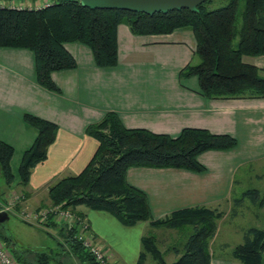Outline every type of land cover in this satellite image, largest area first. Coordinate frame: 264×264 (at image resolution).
Here are the masks:
<instances>
[{
	"label": "trees",
	"instance_id": "1",
	"mask_svg": "<svg viewBox=\"0 0 264 264\" xmlns=\"http://www.w3.org/2000/svg\"><path fill=\"white\" fill-rule=\"evenodd\" d=\"M0 1L4 2L0 5V46L31 50L35 79L46 89L58 91L50 77L51 71L76 66L64 42H82L91 50L97 66H115L116 26L124 23L134 34L170 33L175 28L189 30L195 39V49L192 58L179 69L178 77L196 76L199 92L205 98L264 97V71L242 58L264 55V0H204L195 10L182 8L154 13L91 8L79 0H49L48 4L35 7L30 3L31 6L24 3L23 7H12L8 4L11 0ZM23 118L37 129L17 168V183L25 185L32 166L45 158L57 126L30 113H24ZM85 131L97 140V147L81 171L49 185V203L60 204L81 216L84 214L79 211L80 206L106 210L125 225L140 221L152 227L190 225L192 232L182 251L175 249L178 256L169 263L156 246L153 235H141V244L158 264H209L210 240L222 213L199 206L153 219L146 195L126 181L125 172L130 166L175 167L199 172L204 169L197 160L199 153L232 148L236 138L229 133H213L194 126L182 127L176 136L126 127L113 111L88 124ZM12 153L13 148L0 140L3 187L4 184L11 186L15 179L10 168ZM247 192L257 193L255 189L244 193ZM60 224L56 225L58 234L68 244L64 252L74 255L78 264H98L74 237L76 225ZM232 252L241 264H264V227H249L243 241L234 245ZM39 254L44 257L38 258L42 263L51 257L45 252ZM143 258L144 253L140 251L137 264Z\"/></svg>",
	"mask_w": 264,
	"mask_h": 264
},
{
	"label": "crops",
	"instance_id": "2",
	"mask_svg": "<svg viewBox=\"0 0 264 264\" xmlns=\"http://www.w3.org/2000/svg\"><path fill=\"white\" fill-rule=\"evenodd\" d=\"M30 1L35 7L49 0ZM116 43L117 64L100 67L87 45L64 42L76 66L50 72L58 91L37 83L31 50L0 46V140L13 148L10 168L14 176L23 152L37 133L23 114L39 116L57 126L45 158L32 166L26 184L15 180L11 184H17L16 188L24 195V208L48 205L46 186L83 169L98 144L85 128L108 111H113L126 127H142L170 136H176L184 126L234 136L237 140L234 147L209 149L197 155L204 166L199 172L148 166H130L125 172L126 181L146 195L153 219L182 208H216L228 199L235 170L245 162L264 157V97L209 99L200 94L196 76L179 78V69L192 58L195 49V39L189 30L175 28L170 33L134 34L126 24L118 23ZM242 58L264 71L263 54ZM78 209L106 255L112 256L115 264H128L123 250L114 247L109 232L110 227L121 222L106 210L87 206ZM48 227L58 234V227ZM59 243L68 245L64 238ZM106 243L111 248L106 249ZM16 256L23 264H42L39 260H28L25 253L18 255L19 259ZM47 261L78 264L69 252L59 257L51 255ZM209 264L241 263L232 255L215 256L210 251Z\"/></svg>",
	"mask_w": 264,
	"mask_h": 264
},
{
	"label": "rangeland",
	"instance_id": "3",
	"mask_svg": "<svg viewBox=\"0 0 264 264\" xmlns=\"http://www.w3.org/2000/svg\"><path fill=\"white\" fill-rule=\"evenodd\" d=\"M11 1L16 3H31L30 0ZM144 56L141 55V57ZM14 177L15 181L19 178L17 173ZM57 180L50 182L46 186V191H48L49 185ZM16 185L5 187L4 184L3 187V182L0 181V200L1 198H5L3 202H0V208L6 205L15 193L21 192L16 188ZM251 189H255L257 193H244ZM251 195L256 196L252 198ZM23 196L19 198L18 202L14 203L15 207H17V212L24 209L29 210L28 208H24ZM51 205L49 203L48 205L36 207L34 210ZM213 209L220 211L222 215L217 219L216 231L210 240V251L215 256H231L233 254L232 247L243 241L244 233L249 227H264V157L245 162L235 170L228 199ZM17 212L9 211L8 217L0 224V241L10 253L14 256L25 253L27 259L30 261H38V258L43 259L44 257L39 254L40 252H45L54 257L64 255L63 249H67V247H64L66 246L65 244L59 243L61 238H64L63 236H58L54 232L53 227L49 230L23 220L20 217L21 213L17 214ZM58 224L60 222L51 223L49 226H56ZM136 224L125 225L120 223L117 224V227L109 228L114 247L123 250L125 261L128 264H133L137 261L140 251L144 253L141 264H158V261L142 246L141 235H153L156 246L164 259L169 263L178 256L174 250L177 249L178 252H181L185 240L192 232L190 225H185L181 228L152 227L148 222ZM117 241L121 246L117 244ZM105 246L106 249L110 247L108 243ZM114 247L112 248L114 249ZM107 260L111 264H115L116 262L112 256L107 257ZM47 263L49 264V261Z\"/></svg>",
	"mask_w": 264,
	"mask_h": 264
},
{
	"label": "built area",
	"instance_id": "4",
	"mask_svg": "<svg viewBox=\"0 0 264 264\" xmlns=\"http://www.w3.org/2000/svg\"><path fill=\"white\" fill-rule=\"evenodd\" d=\"M4 2L0 1V5ZM12 7H23L24 3H16L11 1L8 3ZM48 4V1H44L36 4L35 6H41ZM27 6H31L28 4ZM22 193H15L13 197L7 202L6 205H3L0 210L13 211L17 212L15 208L16 202L19 201V198H22ZM21 213L23 220L33 223L35 225L41 226L43 228L49 229L50 221L53 223H70L76 225V230L74 237L81 243V245L93 256L95 261L98 264H111L107 260V255L102 249L101 244L96 239L94 233L91 231L88 220L83 215L74 213L68 208L60 206V204H53L48 207H41L38 209H29V210H20L17 214ZM61 225V224H60ZM0 264H23L18 261L15 256L10 253L0 241Z\"/></svg>",
	"mask_w": 264,
	"mask_h": 264
},
{
	"label": "water",
	"instance_id": "5",
	"mask_svg": "<svg viewBox=\"0 0 264 264\" xmlns=\"http://www.w3.org/2000/svg\"><path fill=\"white\" fill-rule=\"evenodd\" d=\"M83 6L91 8H117L145 13L167 12L188 8L195 10L204 0H79ZM8 217L5 210H0V224Z\"/></svg>",
	"mask_w": 264,
	"mask_h": 264
},
{
	"label": "clouds",
	"instance_id": "6",
	"mask_svg": "<svg viewBox=\"0 0 264 264\" xmlns=\"http://www.w3.org/2000/svg\"><path fill=\"white\" fill-rule=\"evenodd\" d=\"M6 212H8V211H6Z\"/></svg>",
	"mask_w": 264,
	"mask_h": 264
}]
</instances>
